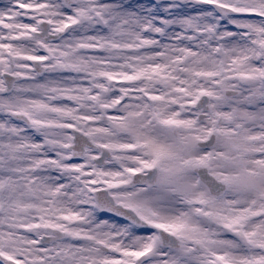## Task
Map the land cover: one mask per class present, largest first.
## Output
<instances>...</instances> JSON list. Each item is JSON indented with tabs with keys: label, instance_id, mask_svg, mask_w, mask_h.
<instances>
[{
	"label": "snow or ice",
	"instance_id": "snow-or-ice-1",
	"mask_svg": "<svg viewBox=\"0 0 264 264\" xmlns=\"http://www.w3.org/2000/svg\"><path fill=\"white\" fill-rule=\"evenodd\" d=\"M0 264H264V0H0Z\"/></svg>",
	"mask_w": 264,
	"mask_h": 264
}]
</instances>
